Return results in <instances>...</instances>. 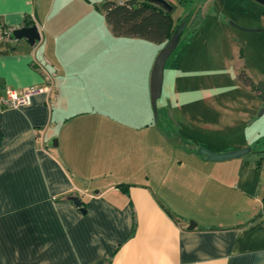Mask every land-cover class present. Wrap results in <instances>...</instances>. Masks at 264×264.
<instances>
[{
	"label": "crops",
	"instance_id": "0c3cea01",
	"mask_svg": "<svg viewBox=\"0 0 264 264\" xmlns=\"http://www.w3.org/2000/svg\"><path fill=\"white\" fill-rule=\"evenodd\" d=\"M56 6L73 18L0 0V94L47 88L0 110V264H264V193L240 210L231 163L173 144L148 99H126L133 66L103 64L131 36L95 29L88 0ZM29 23L39 40L11 37Z\"/></svg>",
	"mask_w": 264,
	"mask_h": 264
},
{
	"label": "rangeland",
	"instance_id": "374dc122",
	"mask_svg": "<svg viewBox=\"0 0 264 264\" xmlns=\"http://www.w3.org/2000/svg\"><path fill=\"white\" fill-rule=\"evenodd\" d=\"M38 1L52 6L49 23L58 16L73 18L70 10L62 11L56 5H69L74 0ZM88 1L94 28L104 33L109 29L112 36L104 18L105 0ZM167 1L174 5L170 11L174 23L179 16L177 24L183 22L185 28L197 8H201V21L194 30L181 35L165 63L162 93L157 100L158 126L175 145L182 141V146L197 145L217 153L248 147L242 156L223 162L231 163L229 172L235 173L232 184L240 193L239 209L249 211V206H259L264 193V7L254 0H194L189 7L181 6L178 0ZM229 21L239 27L261 29L243 30ZM161 47V43L132 36L110 47L111 53L124 54L112 64H106L104 58L105 66H133L135 87L127 89L126 99L136 104L148 99L151 105L150 92L137 72L145 71ZM151 111L155 121L152 106Z\"/></svg>",
	"mask_w": 264,
	"mask_h": 264
},
{
	"label": "trees",
	"instance_id": "16d2710c",
	"mask_svg": "<svg viewBox=\"0 0 264 264\" xmlns=\"http://www.w3.org/2000/svg\"><path fill=\"white\" fill-rule=\"evenodd\" d=\"M178 2L181 6L189 7L194 0H178ZM172 6L174 8L173 4ZM102 7L105 20L112 33L117 36L140 37L161 43L163 46L178 25L179 16L174 23L169 10L150 0H124L120 2L105 0ZM200 10L201 8L195 10L194 15L187 22V27L183 30L182 36L187 30L192 31L199 25L201 21ZM184 20L186 19L182 21ZM26 25H30V23ZM262 203L264 206V194Z\"/></svg>",
	"mask_w": 264,
	"mask_h": 264
},
{
	"label": "water",
	"instance_id": "95a60500",
	"mask_svg": "<svg viewBox=\"0 0 264 264\" xmlns=\"http://www.w3.org/2000/svg\"><path fill=\"white\" fill-rule=\"evenodd\" d=\"M150 1H153L159 4L160 6H162L163 8L169 11H171L173 8L172 4L167 0H150ZM254 1L260 3L264 7V0H254ZM229 23L232 26L241 28L243 30H259L260 29V28L239 27L237 24L231 21H229ZM182 33H183V28H182V22H181L180 24L176 26L173 33L170 35V37L167 39L164 45L158 50L154 58L152 67H151L150 82H149L150 102H151L155 121L158 115L157 100L158 98H160L161 93H162L165 63L168 57L174 52L181 38ZM10 35L11 37H14V38L24 37L27 39V42L29 44H33L36 40L40 39V34H39L38 27L36 24L21 25L20 27H15L14 29H12ZM169 112H170V115H172L171 111ZM248 150L249 148L246 147L242 149H235V150H230V151H226L222 153H217V152H212L204 147L197 148L198 153L202 154V157L204 159L216 160V161L241 156ZM71 200L74 202L76 206L79 207L80 210L82 211L85 210L84 207L81 206V200L77 196H71ZM193 224L194 222L190 220L188 228H192Z\"/></svg>",
	"mask_w": 264,
	"mask_h": 264
},
{
	"label": "built area",
	"instance_id": "2783aa9c",
	"mask_svg": "<svg viewBox=\"0 0 264 264\" xmlns=\"http://www.w3.org/2000/svg\"><path fill=\"white\" fill-rule=\"evenodd\" d=\"M47 90L46 87L29 86L22 89H15L9 86L4 87L0 94V110L6 107H19L30 101L31 95L37 91Z\"/></svg>",
	"mask_w": 264,
	"mask_h": 264
},
{
	"label": "flooded vegetation",
	"instance_id": "af4514ba",
	"mask_svg": "<svg viewBox=\"0 0 264 264\" xmlns=\"http://www.w3.org/2000/svg\"><path fill=\"white\" fill-rule=\"evenodd\" d=\"M187 24H188V23H187ZM187 24H186V27H187ZM183 26H184V23L182 22V28H183V30H184L186 27L184 28ZM166 109H167V108H164V109H163V110L165 111V113H166ZM170 120H171V119H170Z\"/></svg>",
	"mask_w": 264,
	"mask_h": 264
}]
</instances>
